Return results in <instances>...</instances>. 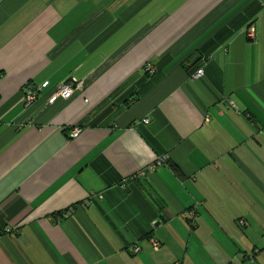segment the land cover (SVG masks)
I'll use <instances>...</instances> for the list:
<instances>
[{
	"label": "crops",
	"instance_id": "crops-1",
	"mask_svg": "<svg viewBox=\"0 0 264 264\" xmlns=\"http://www.w3.org/2000/svg\"><path fill=\"white\" fill-rule=\"evenodd\" d=\"M0 264H264V0H0Z\"/></svg>",
	"mask_w": 264,
	"mask_h": 264
},
{
	"label": "built area",
	"instance_id": "built-area-1",
	"mask_svg": "<svg viewBox=\"0 0 264 264\" xmlns=\"http://www.w3.org/2000/svg\"><path fill=\"white\" fill-rule=\"evenodd\" d=\"M246 35L247 37L253 39L255 36V31H254V27L251 25L247 28L246 30ZM144 69L147 73L151 74L154 72V67L151 63H146L144 66ZM203 74V68L199 67L195 70V72L192 74L193 78H198ZM82 87V82H70L67 81L65 83H62L60 85L57 86L56 91H55V95L56 96H60L63 98H68L70 97L74 91L76 89H80ZM36 91L37 88L35 87H30L26 90L25 93V97H24V102L26 105L30 104L31 102H33V100L35 99L36 96ZM144 122H147V118L143 119ZM80 132V128L79 127H73L70 131V137H75L79 134ZM164 162V158H159L156 162V164H162ZM141 173H144V171L142 170ZM194 216H195V211L194 209L189 210L188 213V218L191 221V223H193L194 220ZM239 224L243 225L246 222L244 220H239L238 221ZM149 240L151 241V244L153 245V247L156 249L159 245V243L157 242L156 239L154 238H149ZM140 250L138 245H134L132 247V252L136 253Z\"/></svg>",
	"mask_w": 264,
	"mask_h": 264
},
{
	"label": "trees",
	"instance_id": "trees-1",
	"mask_svg": "<svg viewBox=\"0 0 264 264\" xmlns=\"http://www.w3.org/2000/svg\"><path fill=\"white\" fill-rule=\"evenodd\" d=\"M187 220H188V222L190 223V225L193 227L194 225V222L193 223H191V221L189 220V218H187ZM150 238H152V237H150ZM158 242V241H157ZM159 243V242H158Z\"/></svg>",
	"mask_w": 264,
	"mask_h": 264
}]
</instances>
